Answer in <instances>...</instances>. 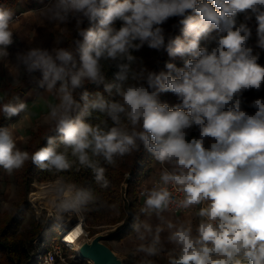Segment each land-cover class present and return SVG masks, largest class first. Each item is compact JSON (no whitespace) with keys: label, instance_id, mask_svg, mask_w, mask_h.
<instances>
[{"label":"clouds","instance_id":"1","mask_svg":"<svg viewBox=\"0 0 264 264\" xmlns=\"http://www.w3.org/2000/svg\"><path fill=\"white\" fill-rule=\"evenodd\" d=\"M41 14L57 27L75 20L82 38L68 48L18 53L14 68L17 76L32 78L39 71L37 86L58 100L49 105L47 121L63 150L49 135L47 146L29 154L17 148L9 128L0 127V168L11 174L30 160L63 172L78 162L108 188L100 158L115 165L143 145L160 170L141 192L140 213L147 219L137 218L133 228L148 243L139 251L158 255L160 234L167 231L174 246L168 264H264V97L248 102L244 96L264 90V66L249 46L254 19L257 46L264 50V0H54ZM12 16L0 9V58L14 42ZM172 18L181 35L166 31ZM202 40L212 46H201ZM144 46L180 57L183 66L166 61V71L150 70L133 55ZM88 84L103 85L108 95L89 93ZM169 92L177 98L172 106L161 99ZM27 108L3 103L0 113L9 119L25 113L27 120ZM94 112L105 119L87 122ZM64 196L56 206L60 213H79L94 200L74 185ZM173 208L185 216L196 209L195 231L191 219L163 220ZM153 216L162 223L153 225Z\"/></svg>","mask_w":264,"mask_h":264},{"label":"trees","instance_id":"2","mask_svg":"<svg viewBox=\"0 0 264 264\" xmlns=\"http://www.w3.org/2000/svg\"><path fill=\"white\" fill-rule=\"evenodd\" d=\"M21 1L25 0H0V9L11 11L14 14ZM238 19L242 20L243 17L240 16ZM119 23V21L116 22L117 27H119ZM177 23V18H172L164 27L167 32L173 35H181L180 27H176L175 29L172 27L173 24ZM88 26L87 21H85L83 27L86 28ZM250 27L252 28V37L249 41V46L253 48V55L259 54L258 63L264 66V50L257 46L254 19L250 22ZM212 35H215V33ZM75 39L82 38L76 35L75 20H71L69 30L61 35L60 48L73 46ZM201 46L211 47L212 45L208 41L202 40ZM133 55L142 58L144 64L150 70L166 71L164 67L166 61L173 62L178 67L183 66V60L180 57L170 58L166 52H157L156 50L149 49L147 46H144L138 52H134ZM157 61H159V64H157ZM115 71V67L107 70V78L109 80L113 78ZM14 90L10 88L9 100L5 103L15 104L11 96ZM84 90H77V99H79L80 92ZM86 90L89 93H95L96 91L104 93L103 85L97 88L95 85L88 84L86 85ZM104 95L107 96L108 94L104 93ZM244 96L248 102H251L257 97H264V90L260 92H256L255 90L248 91L244 93ZM161 99L162 101L168 102L170 106L177 103V98L170 92L162 94ZM248 110L252 111V109ZM18 116H13L9 119L0 113V127L7 128ZM100 119H105V117L97 112H94L92 117L86 118L87 122L92 124L99 123ZM191 131L194 132L192 133L193 136L198 134L195 129ZM49 135L55 137L58 151H62L63 146L59 144V135L51 131L50 125L39 126L37 130L32 132L31 138L26 145V151L31 154L40 147L47 146V136ZM69 158L75 160V157L70 155V151ZM153 162L151 153L143 145H141L138 152H133L131 155L123 158H118L115 165H108L100 158V166L106 169L105 176L110 181L108 188H101L96 183L92 170L80 166L78 162L74 163L71 169L63 172L42 170L30 160L25 162V165L21 169L14 171L21 201L11 211L5 214L0 222V254L4 257V264H29L28 261L31 258L29 245L36 238V235H32L29 239H26L22 245L19 244L17 236L20 226L29 213L27 200L34 182H44L59 178L65 186L74 185L76 188L89 190L93 194L94 200L82 209L88 229L96 235L99 233L96 231L98 227H115L114 230L109 232L108 236L114 240L122 241L131 236L135 231L133 225L137 221V218L140 221L143 219V214L140 213L141 204L138 198V192L143 181L151 174ZM1 205L2 191L0 181V214ZM119 224L121 225L117 227ZM45 243L47 246L50 244V242Z\"/></svg>","mask_w":264,"mask_h":264},{"label":"crops","instance_id":"3","mask_svg":"<svg viewBox=\"0 0 264 264\" xmlns=\"http://www.w3.org/2000/svg\"><path fill=\"white\" fill-rule=\"evenodd\" d=\"M53 2L54 0H25L20 2L17 11L13 14L10 21V30L13 33L14 42L7 49L8 55L4 58H0V104L9 100L10 88L15 89L13 91L15 92L19 87L27 88L28 86L27 90L22 92L21 96H19L17 100L12 99L15 104L24 102L27 105L34 106V116L36 118L41 117L42 113L49 111V105L53 104V95L45 92L44 89L37 86V80L42 78L39 71L35 72L33 74L35 78H32L26 74L17 76L14 68L17 65L18 53L26 52L30 48H43L48 49L49 51L53 48H60L61 35L69 30L70 22L66 25H60L57 27L55 22H49L45 16L41 14V10L48 5H51ZM18 14H21L20 18L15 20L14 16ZM61 29H64V31H61ZM6 75L14 79L15 85L18 83H22V85L15 87L13 83V85L8 83L5 81ZM24 116L25 113H21L17 120H14L15 124H10L7 127L13 132L15 138L21 139L22 136L25 135L24 132L21 133L16 128L19 123L25 120ZM192 133L194 132H190L191 136H193ZM19 144H22V140ZM159 170V163L154 161L152 172L143 181L141 188L149 187L151 185V181L158 178ZM195 211L196 209H193L190 216H185L183 213L176 214L170 211H165L162 216L164 221L171 220L174 223L191 219L193 229L195 231V226L199 222V218L195 216ZM145 219H147V217L143 214L142 221ZM150 222L153 225L162 223V221L157 219L155 216L151 218ZM160 236L161 251L156 256H148L146 253L138 250L140 243H148V241H140L137 238L136 231L124 240L116 241L114 246H109L117 255L122 257L127 264H148L149 261H151L152 264H168V254L172 252L174 246L167 240V231L162 232Z\"/></svg>","mask_w":264,"mask_h":264},{"label":"rangeland","instance_id":"4","mask_svg":"<svg viewBox=\"0 0 264 264\" xmlns=\"http://www.w3.org/2000/svg\"><path fill=\"white\" fill-rule=\"evenodd\" d=\"M5 81L10 84H14L15 82L13 78L8 77L7 75L5 76ZM20 85H22V83H18L17 85L14 84L15 87H19ZM27 88L19 87L18 90L12 93V98L14 100H17L19 96H21L22 92L27 90ZM52 102L53 104L58 103V100L54 95ZM49 111L42 113L41 117L36 118L34 116V106L28 105L27 112L29 114V118L27 119V121L24 120L16 126V128L21 133L24 132L25 134L21 139L14 137L16 139V146L19 150L26 151V144L30 140L31 132L33 130H36L40 125H50L47 121ZM15 121L11 122L10 124H15ZM21 140L22 144H19ZM0 181L2 191V205L0 214L1 222L5 214L11 211L14 206L19 204L21 198L14 176V171L9 174L3 168H0ZM69 187L70 186L63 185L62 180L59 178L47 180L44 182L37 181L32 184L31 191L28 194L27 200L29 213L26 215L25 220L20 226L17 236L19 244L22 245L26 239H29L32 235H36V238L29 245V251L31 254V258L28 261L29 264H40L41 262L37 260L39 254L42 252V250H44L43 246L46 244L45 242H50V244L58 243L60 239V233L62 232L63 234L74 225L75 221L80 220L77 213H60L57 210L56 206L62 199H64V192H66ZM58 189L61 191H58ZM81 221L85 223L84 215ZM121 224L117 225V227ZM114 229L115 227H98L96 231H98L99 233L94 235V233L88 229L85 223L86 236L81 241L85 239L92 240L99 234L109 235V232ZM116 241L117 240L108 237L105 243L108 246H114ZM63 254L68 258L66 264H76L73 262V260H71V256L76 254L74 249H64ZM4 263V257L0 254V264ZM81 263L90 264L87 261L79 262V264ZM57 264L63 263L58 261Z\"/></svg>","mask_w":264,"mask_h":264},{"label":"water","instance_id":"5","mask_svg":"<svg viewBox=\"0 0 264 264\" xmlns=\"http://www.w3.org/2000/svg\"><path fill=\"white\" fill-rule=\"evenodd\" d=\"M108 235L99 234L92 240H83L77 247L78 258L92 264H127L105 241Z\"/></svg>","mask_w":264,"mask_h":264},{"label":"built area","instance_id":"6","mask_svg":"<svg viewBox=\"0 0 264 264\" xmlns=\"http://www.w3.org/2000/svg\"><path fill=\"white\" fill-rule=\"evenodd\" d=\"M21 16V14L15 15L14 19L17 20L19 19ZM158 178H155L154 180H156ZM152 184L149 187H140L139 192H138V198L139 201L141 202L142 206L144 203V197L141 196V192L145 189V188H151ZM65 198V197H64ZM172 213H176V214H180L181 212H176L173 209L169 210ZM78 218L80 220L83 219V212L82 210L77 213ZM84 225V229H85V223H83ZM65 237H62V232L60 233V239L58 241V243H51L48 246L45 244L43 246L42 252L39 254L38 256V260L41 263H45V264H57L58 261H60L63 264L67 263L68 258L64 256L63 251L64 249H74V251L76 252L75 255H72L71 260H73L74 263L79 264V262H84L83 260H81L80 258H78V251L76 250L75 246L73 245H69L68 243H64ZM88 262V261H87ZM90 264H92L91 262H89ZM82 264V263H81Z\"/></svg>","mask_w":264,"mask_h":264},{"label":"bare ground","instance_id":"7","mask_svg":"<svg viewBox=\"0 0 264 264\" xmlns=\"http://www.w3.org/2000/svg\"><path fill=\"white\" fill-rule=\"evenodd\" d=\"M69 236L71 237V242H68V240L64 239L63 240L64 243H68L69 245L72 246L74 245L77 250L79 242L86 236L83 221L81 220L75 221L74 225L69 230H67L62 234V237L65 238ZM40 264H44V263H40Z\"/></svg>","mask_w":264,"mask_h":264}]
</instances>
